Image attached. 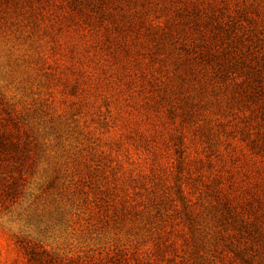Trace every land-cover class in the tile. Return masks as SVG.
<instances>
[{"label": "rangeland", "instance_id": "1", "mask_svg": "<svg viewBox=\"0 0 264 264\" xmlns=\"http://www.w3.org/2000/svg\"><path fill=\"white\" fill-rule=\"evenodd\" d=\"M207 1L0 0V264H264L250 0Z\"/></svg>", "mask_w": 264, "mask_h": 264}, {"label": "trees", "instance_id": "2", "mask_svg": "<svg viewBox=\"0 0 264 264\" xmlns=\"http://www.w3.org/2000/svg\"><path fill=\"white\" fill-rule=\"evenodd\" d=\"M207 1V0H206ZM222 5L218 8H221L223 6H226L228 4L227 0H221ZM236 2H239L240 0H234ZM242 4L238 5V9L232 14L233 16H236L237 18H247V61H252L253 59L258 58L260 62L261 69L256 65L253 67L252 63H248V72H250L251 77L258 79L260 81V74H264V4H260L258 2H255L254 0H250L249 2L241 1ZM192 10L194 12H197L198 6L195 4H192ZM206 8L202 10L205 15L204 23H210L214 29H216L220 33L221 31H224V34L227 35L228 30L231 29V26L228 24L227 31L224 29L221 25V23L218 24L217 21H215L216 18V12H219L222 17L225 16V12L223 10L220 12L218 10H215L216 5L213 2H205ZM195 7V8H194ZM229 16V15H228ZM234 18L230 19V22L233 21ZM259 19V20H258ZM250 43V44H248ZM252 47V49H251ZM255 48H258V50H255ZM261 70V72H260ZM258 77V78H257ZM257 84H261L262 82H257ZM264 90V88H263Z\"/></svg>", "mask_w": 264, "mask_h": 264}]
</instances>
